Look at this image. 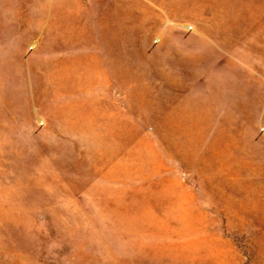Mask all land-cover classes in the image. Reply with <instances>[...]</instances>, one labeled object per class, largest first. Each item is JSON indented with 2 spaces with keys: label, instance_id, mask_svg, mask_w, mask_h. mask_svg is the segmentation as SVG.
<instances>
[{
  "label": "rangeland",
  "instance_id": "obj_1",
  "mask_svg": "<svg viewBox=\"0 0 264 264\" xmlns=\"http://www.w3.org/2000/svg\"><path fill=\"white\" fill-rule=\"evenodd\" d=\"M0 264H264V0H0Z\"/></svg>",
  "mask_w": 264,
  "mask_h": 264
},
{
  "label": "crops",
  "instance_id": "obj_2",
  "mask_svg": "<svg viewBox=\"0 0 264 264\" xmlns=\"http://www.w3.org/2000/svg\"><path fill=\"white\" fill-rule=\"evenodd\" d=\"M99 103L101 105L95 106V108H108V111H94V114L101 115L102 118H107V120L112 117L114 119L115 117V107H116V101H111L105 103ZM110 107L112 110H110ZM95 115L93 118H90L88 121L87 128H84L83 130H75L73 127H63V132H61V135H111L113 134L112 124H110V121L108 122H95L93 120L95 118ZM106 115V116H105Z\"/></svg>",
  "mask_w": 264,
  "mask_h": 264
}]
</instances>
